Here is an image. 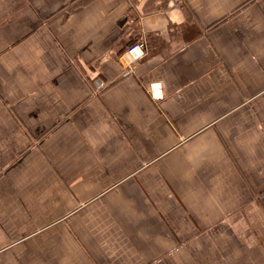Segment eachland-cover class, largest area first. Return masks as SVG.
I'll use <instances>...</instances> for the list:
<instances>
[{"label":"crops","instance_id":"0c3cea01","mask_svg":"<svg viewBox=\"0 0 264 264\" xmlns=\"http://www.w3.org/2000/svg\"><path fill=\"white\" fill-rule=\"evenodd\" d=\"M0 264H264V0H0Z\"/></svg>","mask_w":264,"mask_h":264},{"label":"built area","instance_id":"2783aa9c","mask_svg":"<svg viewBox=\"0 0 264 264\" xmlns=\"http://www.w3.org/2000/svg\"><path fill=\"white\" fill-rule=\"evenodd\" d=\"M144 48H145L144 42H138V43H135L134 45H132L131 47H129L128 51L136 60V59H139L140 57H142L144 55V53H145ZM150 91L152 92V95L155 98H159L162 95L160 93L161 92V86L158 85L157 83H153L151 85Z\"/></svg>","mask_w":264,"mask_h":264}]
</instances>
